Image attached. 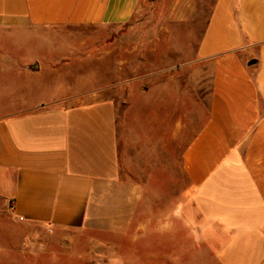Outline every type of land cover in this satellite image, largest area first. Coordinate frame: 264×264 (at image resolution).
<instances>
[{
    "label": "crops",
    "instance_id": "0c3cea01",
    "mask_svg": "<svg viewBox=\"0 0 264 264\" xmlns=\"http://www.w3.org/2000/svg\"><path fill=\"white\" fill-rule=\"evenodd\" d=\"M142 1L0 0V46L18 37L14 30L127 25ZM171 1L205 9L194 66L208 95L182 153L183 202L176 94L167 91L165 111L150 107L145 121L130 104L119 118L118 101L101 92L115 84L52 107L63 101L57 84L49 90L40 79L75 57H7L0 49V206L21 226L75 234L98 229L100 201L122 185V198L154 202L153 223L139 227L153 232L146 247L153 264H177L179 218L211 263L264 264V0ZM29 82L40 95L33 101ZM162 82L176 88V74ZM139 96L151 101L149 90Z\"/></svg>",
    "mask_w": 264,
    "mask_h": 264
},
{
    "label": "rangeland",
    "instance_id": "374dc122",
    "mask_svg": "<svg viewBox=\"0 0 264 264\" xmlns=\"http://www.w3.org/2000/svg\"><path fill=\"white\" fill-rule=\"evenodd\" d=\"M171 4V0H143L131 22L117 27L14 30L18 37L3 41L0 49L7 57L19 52L28 58L42 54L75 57L59 67L61 72L57 76L47 73L40 79L49 90L57 84L56 90L63 101L52 107L73 106L75 101L69 97L115 84L112 91L101 92L118 101L119 118L124 105L130 104L134 118L139 113L145 121L150 107L165 111L167 91H172L173 100L176 94L180 205L186 187L182 153L200 126L206 107L203 100L208 95V83L203 82L205 77L199 66H194L198 27L205 26L197 21L204 19L205 9ZM92 54L104 56L91 60ZM170 68L171 71L160 73ZM173 74H176V88H160V83ZM25 86L33 87L30 82ZM144 89L149 90L151 101L140 98ZM28 92L29 100L40 97L34 87ZM44 96L50 98L48 93ZM134 144L139 142L136 140ZM130 163L137 166L135 158ZM121 186L115 198L100 201L98 229L75 234L55 236L44 234L36 227L21 226L0 206V264H153L146 250L153 243V232L139 227L146 221L153 223L157 216L154 202L143 201L139 205L138 200L124 199ZM179 223L177 264H214L207 249L188 236L180 218Z\"/></svg>",
    "mask_w": 264,
    "mask_h": 264
}]
</instances>
